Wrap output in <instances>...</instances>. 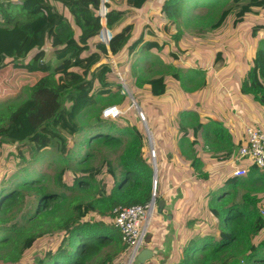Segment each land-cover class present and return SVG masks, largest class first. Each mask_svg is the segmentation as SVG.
Listing matches in <instances>:
<instances>
[{"label":"trees","instance_id":"16d2710c","mask_svg":"<svg viewBox=\"0 0 264 264\" xmlns=\"http://www.w3.org/2000/svg\"><path fill=\"white\" fill-rule=\"evenodd\" d=\"M130 1L124 10L104 3L102 16L101 0H0V17L5 20L0 25V152L13 147L18 154L27 147L32 162L49 145H56L58 152L52 175L29 172L21 164L18 172L4 173L0 179L1 264H21L24 254L48 237L53 244L32 264H112L125 250L113 211L151 199L153 170L143 153L145 136L129 119L133 108L128 111L130 102L107 58L110 53L122 74L116 59L121 49L129 54L134 49L160 52L167 43L142 22L138 39L126 47L133 26L120 29L121 21L143 10L150 0ZM177 4L178 0H167L161 12L169 18ZM232 4L210 30L222 29L233 7L238 9L234 26L245 16L264 11V0H232ZM14 9L20 11V20L9 13ZM103 25L112 33L108 46L101 41ZM260 29L253 27L252 35ZM48 52L56 65L47 60ZM136 83L155 88L153 96L166 89L163 75ZM26 88L27 97L12 104ZM241 92L264 105L263 49L255 52ZM111 107L125 113L107 124L103 112ZM190 129L195 140L188 145L193 148L203 124L197 122ZM187 130L180 125L183 139ZM214 132L221 133V127L216 125ZM192 148L190 166L197 179L205 178ZM258 172L252 165L240 177L247 180L231 179L237 197L232 205L224 201L229 193L217 197L218 205L208 204L210 213L222 222L219 238L196 239L171 264H241L248 257L253 264H264V255L255 257L264 252V240L253 243L264 230L257 197L264 189V174ZM158 193L156 189L157 201ZM150 264L165 263L157 258Z\"/></svg>","mask_w":264,"mask_h":264},{"label":"rangeland","instance_id":"374dc122","mask_svg":"<svg viewBox=\"0 0 264 264\" xmlns=\"http://www.w3.org/2000/svg\"><path fill=\"white\" fill-rule=\"evenodd\" d=\"M165 1L167 0H150L143 10L123 19L119 26L120 29L128 24L133 26L132 31L130 30L131 40L127 48L138 39L143 28L142 22L149 23L152 30L167 43L166 47L160 52L134 49L133 52L130 51L131 54L121 49L116 55L119 69L122 72L120 74L118 71L120 79L115 73L116 79L122 82V91L126 100L130 102L131 107L128 111L133 108L129 119L145 136L143 153L148 156L151 165L152 161L155 162L159 173V185L157 187L156 183L155 188L156 198V189L160 192V189L167 185L168 180L178 177L172 174L173 160L167 165L165 156L168 155H166L167 151L172 153L171 136L177 132L180 125L190 128L207 116L209 119L203 124L204 134L217 137L223 145H227V134L214 132L213 127L216 125L223 127L220 120L230 116L228 114L232 113L231 106L236 103L237 106L242 107L240 115L248 122V126L261 130L264 128V105L254 100L252 96L240 93V87L252 65L255 52L259 49L264 50V11L258 10L251 13L245 16L242 23L234 26V12L238 9L233 7L222 29L212 31L210 25L219 18L222 11L233 6L232 0H178V4L174 6V15L169 18L161 12ZM104 3H109L112 8L118 10L128 9L132 4L130 0H105ZM62 12L70 16V12L63 8ZM9 13L17 20L22 18L20 11L16 9ZM0 25H5L2 16ZM255 26H262L263 29L257 30L252 35V29ZM202 31L205 33L202 34ZM109 34L111 36L112 33ZM103 40L101 38V41ZM218 53L220 56H217ZM111 59L116 66L114 58H110L109 54L107 63L113 68ZM217 59L219 60L216 62ZM47 60L50 64L56 65L51 52H48ZM113 72H115L114 68ZM176 74L178 75L177 80L175 79ZM157 75H163L166 84L165 92L161 96L152 95L156 91L155 88L138 86L136 83L137 80ZM26 97L27 88L22 91L17 100L11 103L16 104ZM133 102L136 103V107H133ZM101 105L100 103L96 107ZM111 108L103 112L104 115L106 112L107 124L121 114L117 111L119 110L117 107ZM122 113L125 112L122 111ZM184 139L185 142L187 140L190 142L189 139ZM186 147L180 149L181 156H178L191 160L192 152L188 148V142ZM57 155L56 145H49L39 152L38 157L40 158L32 162L33 156L29 148L26 147L25 152L16 154L13 152V147H5L0 152V179L4 173L10 176L18 172L21 164L26 166L29 172L36 171L52 175L53 162ZM247 179L240 178L238 181ZM203 182V180L185 182L187 185L198 186V189L194 190L195 195L191 198L198 197L201 200L204 196L206 204L218 205L217 197L229 193V196L226 195L225 203L232 205L235 202L237 197L230 185L222 184L219 189L212 191V185ZM257 186L260 184L258 183ZM249 187L251 188L252 185ZM240 189L247 191L245 187L240 186ZM261 191L264 192V189ZM207 192H209L208 199L205 197ZM261 204L264 207V199ZM156 215L155 210L152 219ZM261 216L264 217L262 214ZM221 225L222 222L219 224L220 230ZM263 240L264 230L254 238V244ZM50 244H53L50 237L36 243L24 254L21 264H32L36 258L42 256V252ZM256 255L255 257L260 258L264 252H257ZM243 262L244 264L254 263L249 257L244 258ZM112 264H127L125 252L117 256Z\"/></svg>","mask_w":264,"mask_h":264},{"label":"crops","instance_id":"0c3cea01","mask_svg":"<svg viewBox=\"0 0 264 264\" xmlns=\"http://www.w3.org/2000/svg\"><path fill=\"white\" fill-rule=\"evenodd\" d=\"M240 93H243L241 87ZM231 108L232 113L228 114L230 116L220 120L223 124L221 133H226L228 137L227 145H223L217 137L206 136L203 129L193 148L188 145L189 150L192 148L196 153L199 160L198 171L203 173L205 178L197 179L190 166L191 161L178 156L180 155V149L187 148L188 142V140L185 142L184 139L181 143L183 134L178 133L180 126L177 132L171 136L170 149L173 154L167 151L166 155H168L165 156V159L167 165L173 160L172 174L178 175V177L174 180H168L167 185L160 189L158 193V201L163 200L165 205L161 211L156 210L157 215L150 224L144 248L151 250L153 256L145 264H150L152 259L157 258H160L165 264L175 263L196 239L206 236H211L216 240L219 238L220 221L210 213L204 196L201 200L198 197L191 198L195 195L194 190L198 189V186L187 185L185 182L188 180H203L204 184L212 185L213 191L219 189L222 184L229 185L231 183V179L235 178L233 177L235 167L246 169L247 173L249 172L252 166L251 161L239 160L238 150L246 144L245 130L250 126L240 115L241 106L234 103ZM208 119L205 116L200 123L205 124ZM210 122L212 121L210 120ZM217 127L220 126L217 125ZM185 138L190 141L195 140L190 128H188ZM258 171L261 175L263 174L260 170ZM173 181L177 182L176 185ZM257 184L255 185L257 186ZM231 189L235 191V188L231 187ZM209 192L205 194L206 199L209 198ZM223 195L227 194L224 193ZM257 197L262 202L264 192L258 193ZM261 210L264 211V207L260 208ZM253 243H255L254 240ZM241 264L244 263L241 262Z\"/></svg>","mask_w":264,"mask_h":264},{"label":"built area","instance_id":"2783aa9c","mask_svg":"<svg viewBox=\"0 0 264 264\" xmlns=\"http://www.w3.org/2000/svg\"><path fill=\"white\" fill-rule=\"evenodd\" d=\"M117 111L123 114L122 111ZM245 136L246 144L238 150V159L251 161V164L264 174V130L247 127ZM246 175V169L235 167L233 177L240 178ZM156 205V200L150 199L144 205L118 208L113 211V224L120 233L122 245L125 246L126 259L130 264L136 262V256L145 247ZM260 213L264 215V211L261 210Z\"/></svg>","mask_w":264,"mask_h":264},{"label":"water","instance_id":"95a60500","mask_svg":"<svg viewBox=\"0 0 264 264\" xmlns=\"http://www.w3.org/2000/svg\"><path fill=\"white\" fill-rule=\"evenodd\" d=\"M100 12L102 14V16L104 15V1L101 0V6H100ZM102 37H103V42L108 46V33L107 30L105 28V26L103 25L102 28ZM110 54V53H109ZM110 58H113L110 54ZM111 62L113 64V68L115 73H117V77H119L118 74V70L115 66L114 61L111 59ZM120 79V77H119ZM120 83L122 84V82L120 81ZM133 107H136V103L133 102L132 103ZM152 170H153V176H152V195H151V199L154 201L155 200V188H156V183H157V168H156V164L154 161H152ZM165 205V202L163 200L157 201V211H161L163 209ZM148 238V237H147ZM147 238H146V242H147ZM153 256V253L151 250L149 249H142L139 254L136 256V263L137 264H145L147 261H149ZM127 264H130L129 262H127Z\"/></svg>","mask_w":264,"mask_h":264},{"label":"clouds","instance_id":"9594fccd","mask_svg":"<svg viewBox=\"0 0 264 264\" xmlns=\"http://www.w3.org/2000/svg\"><path fill=\"white\" fill-rule=\"evenodd\" d=\"M155 200H156V197H155ZM156 203H157V200H156ZM156 209H157V205H156Z\"/></svg>","mask_w":264,"mask_h":264}]
</instances>
